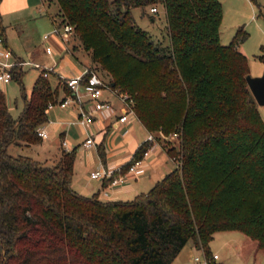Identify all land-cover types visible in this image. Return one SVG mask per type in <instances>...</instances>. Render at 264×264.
<instances>
[{
    "label": "trees",
    "instance_id": "obj_1",
    "mask_svg": "<svg viewBox=\"0 0 264 264\" xmlns=\"http://www.w3.org/2000/svg\"><path fill=\"white\" fill-rule=\"evenodd\" d=\"M54 1L57 28L74 25L71 38L90 56L88 67L134 99L176 166L133 199L102 200L73 188L76 148L62 149L51 164L9 153L13 143H41L48 104L71 93L57 73L54 84L55 73L41 71L27 94L24 71L13 67L25 105L13 116L0 89V264H171L189 240L207 264H222L209 244L216 231L231 230L264 249V119L239 47L248 38L244 26L222 44L220 0ZM155 4L165 6L167 44L133 15ZM5 31L0 10L3 38ZM152 145L142 142L112 178Z\"/></svg>",
    "mask_w": 264,
    "mask_h": 264
},
{
    "label": "rangeland",
    "instance_id": "obj_2",
    "mask_svg": "<svg viewBox=\"0 0 264 264\" xmlns=\"http://www.w3.org/2000/svg\"><path fill=\"white\" fill-rule=\"evenodd\" d=\"M220 1L223 4L224 16L220 26L222 44L226 45L229 43L233 39L236 29L244 26V29L248 32V38L240 42L239 47L241 52L243 51L248 57L249 74L258 76L264 70V0H256V2L253 0ZM29 6V8L7 15L3 19L7 26L9 46L15 51V56H19L23 60L41 63L46 68L55 66V75L52 73L50 75L52 83L55 84L57 82L56 73L64 74L65 72L66 74H71L72 68H74L71 65L72 63L89 62L90 56L72 38L69 44L72 46L74 44L76 49L69 53L64 51L62 57L57 56V54L54 56L46 53L44 49L51 42L50 39H46V36L50 33L55 32L54 34L58 35L63 44L66 45L61 36L56 33L57 24L53 21V16L59 10V5L54 0L52 2L49 0H30ZM133 15L137 23L156 42H161L162 44L169 42L168 20L164 4H158L157 12H151L150 6L147 7L146 13H143L140 7H135ZM69 44L67 45L69 46ZM22 69L24 71L22 83L26 93L29 94L34 85L33 82L40 72L45 69L43 67L37 68L33 64H25ZM101 76L104 79H108L106 76ZM0 89L5 93L12 115L18 117L25 105L22 98V85L15 78H12L7 84H0ZM60 96H64L62 90ZM257 107L260 109L264 119V104L257 103ZM51 115L53 114L51 113ZM163 143L167 148L168 141L166 140V143ZM53 144H55L54 148L57 149L58 138ZM49 150L52 149L46 144L25 146L13 143L10 144L8 151L14 155L27 154L41 162L44 161L47 164H51L57 159L49 161ZM209 247L213 254L218 253L220 257L217 260L222 262V264H264V249L258 247L255 239L238 230L216 231ZM180 252L171 264H193L196 257L200 258L198 264H206L204 252L198 249L192 240H189Z\"/></svg>",
    "mask_w": 264,
    "mask_h": 264
},
{
    "label": "crops",
    "instance_id": "obj_3",
    "mask_svg": "<svg viewBox=\"0 0 264 264\" xmlns=\"http://www.w3.org/2000/svg\"><path fill=\"white\" fill-rule=\"evenodd\" d=\"M29 4L30 0H1L0 10L2 22L5 16L29 8ZM3 25L6 28L4 36L9 46L7 26L4 22ZM55 31L59 34L57 25ZM54 33H50L46 36V39L51 40L49 46L44 49L46 53L54 56L57 54V56L62 57L64 51L69 53L74 50L72 45H64L60 37ZM10 48L13 53H15L13 48ZM16 57L22 59L19 56ZM34 63L40 65L37 68L45 67L41 63ZM89 63L90 61L86 63H72L71 65L74 67L72 68V74L84 71ZM54 67L49 69L54 72ZM103 96L109 98L116 107H119V98L108 91H105ZM90 107L91 104L89 100H86L82 104L72 102V104L65 108L57 104L54 108L47 110L49 120L44 125L47 130H49L50 137L46 139L42 138L41 143H38L39 146L46 144L52 149L49 150V161L57 159L62 149H66V147L62 145V140H66L71 149L76 148L72 185L77 191L89 196L93 193H99V197L102 200L132 198L141 192L149 191L158 180L162 179L168 171L176 166V162L169 155L168 149L162 140L155 137L157 142H154L155 144L153 143L149 154L144 158L143 171L137 174L128 173L127 180L121 187L109 189L108 185L104 184L105 180L91 178L89 174L93 170L107 167L112 171H116L119 170L123 164L130 162L139 145L148 140L150 132L139 118H132L127 122L118 123L117 118L119 113L112 117L106 112L96 114L92 123L83 126L78 122L81 116V109L84 108L87 110ZM51 113L54 116L51 115ZM89 135L94 138L96 144L86 148L83 142ZM57 138L58 144L56 149L53 143L56 142ZM215 255H217V259L220 257L218 253L214 254V256Z\"/></svg>",
    "mask_w": 264,
    "mask_h": 264
},
{
    "label": "built area",
    "instance_id": "obj_4",
    "mask_svg": "<svg viewBox=\"0 0 264 264\" xmlns=\"http://www.w3.org/2000/svg\"><path fill=\"white\" fill-rule=\"evenodd\" d=\"M162 2L163 0H158ZM151 12L158 11V4L152 5L150 7ZM74 31V25L69 23L65 24L59 30V35L63 39V41L68 44L71 34ZM25 64H33L36 67L35 63H32L27 60L19 59L15 56L12 49L7 46L5 38L0 34V84H7L13 78V67H16L19 70H23V66ZM45 70L42 71L43 75L49 76L50 69L43 67ZM64 81V83L70 88L71 93L66 94L63 100H60L56 103L50 102L48 104L47 110L54 108L57 104L61 107L65 108L72 104V102L84 103V101L89 100L91 107L85 110L81 109V116L78 122L87 126L92 123L96 117V114H101L103 112L109 113L112 117L119 113L117 122H127L132 118H139L138 114L134 108V99L129 96L128 93L121 91L120 88L113 86L107 79H104L101 74L90 67H86V69L80 73H69V74H61L57 73ZM105 91L110 92L115 97L119 98L120 105L116 107L115 104L107 97H104L103 94ZM38 135L44 139L50 137V132L47 130L46 126L43 125L38 129ZM172 137L177 138L178 134H172ZM153 140L157 142L154 134L150 132L148 140ZM95 140L92 136H88V138L83 142V145L88 148L94 146ZM155 144V143H154ZM62 145L66 147L67 151L72 150L70 145L66 140H62ZM151 148L144 153L141 158L136 159L129 167L126 173L120 174L118 177L112 178L113 171L107 167L96 169L90 172L89 176L91 178H98L101 180H105L111 178V181L108 184L109 189H116L121 187L127 180V174H137L144 169V158L149 154ZM175 161V158H173ZM217 255L214 257L216 258ZM207 264V258L204 259ZM200 262V258L196 257L193 264H198Z\"/></svg>",
    "mask_w": 264,
    "mask_h": 264
},
{
    "label": "water",
    "instance_id": "obj_5",
    "mask_svg": "<svg viewBox=\"0 0 264 264\" xmlns=\"http://www.w3.org/2000/svg\"><path fill=\"white\" fill-rule=\"evenodd\" d=\"M247 83L251 93L254 95L256 102L264 104V70L258 76L246 75ZM115 85V82L112 83Z\"/></svg>",
    "mask_w": 264,
    "mask_h": 264
}]
</instances>
